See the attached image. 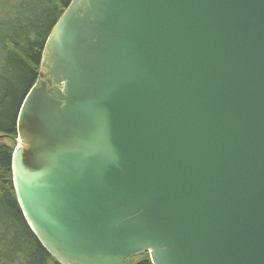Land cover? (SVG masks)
<instances>
[{"label": "water", "instance_id": "water-1", "mask_svg": "<svg viewBox=\"0 0 264 264\" xmlns=\"http://www.w3.org/2000/svg\"><path fill=\"white\" fill-rule=\"evenodd\" d=\"M17 130L59 264H264V0H71Z\"/></svg>", "mask_w": 264, "mask_h": 264}, {"label": "trees", "instance_id": "trees-1", "mask_svg": "<svg viewBox=\"0 0 264 264\" xmlns=\"http://www.w3.org/2000/svg\"><path fill=\"white\" fill-rule=\"evenodd\" d=\"M70 2L0 0V133L14 141L20 108L39 76L46 39ZM15 148L0 143V264H59L19 206L12 175Z\"/></svg>", "mask_w": 264, "mask_h": 264}, {"label": "rangeland", "instance_id": "rangeland-1", "mask_svg": "<svg viewBox=\"0 0 264 264\" xmlns=\"http://www.w3.org/2000/svg\"><path fill=\"white\" fill-rule=\"evenodd\" d=\"M18 138H16V141H14L12 138L4 136L2 139H0V143L5 144L10 147H16L18 145ZM150 255L148 252L141 253L139 255H136L132 257L130 260H128L125 264H137L142 260L149 259Z\"/></svg>", "mask_w": 264, "mask_h": 264}, {"label": "bare ground", "instance_id": "bare-ground-1", "mask_svg": "<svg viewBox=\"0 0 264 264\" xmlns=\"http://www.w3.org/2000/svg\"><path fill=\"white\" fill-rule=\"evenodd\" d=\"M1 134V133H0ZM1 135H5V134H1ZM7 136V135H6Z\"/></svg>", "mask_w": 264, "mask_h": 264}]
</instances>
